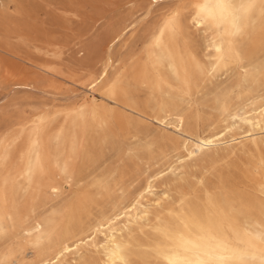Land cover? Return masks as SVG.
I'll list each match as a JSON object with an SVG mask.
<instances>
[{
    "label": "rangeland",
    "instance_id": "rangeland-1",
    "mask_svg": "<svg viewBox=\"0 0 264 264\" xmlns=\"http://www.w3.org/2000/svg\"><path fill=\"white\" fill-rule=\"evenodd\" d=\"M171 11L181 17L180 49L209 68L213 56L207 41L216 32L194 25L193 0H0V151L11 138L8 150L16 160L13 148L22 124L38 115L63 125L87 101L105 118L88 127L68 161L69 177L51 178L61 186L58 194L36 179L28 185L11 178L5 196L0 194V264H50L63 241L90 235L92 224L129 205L148 178L184 156V134L158 120L182 116L186 131H221L230 115L264 100V17L256 13L255 27L234 39L238 56L195 77L188 89L153 60L154 39ZM109 61L116 94L92 92L88 81ZM157 78L164 80L160 86ZM19 82L27 85H13ZM255 134L261 137L257 147L210 150L187 161L180 179L171 174L156 179L159 193L166 190L172 198L164 207L176 206L184 196L195 208L209 195L225 207L231 203L241 221L264 220L258 186L264 182V131ZM57 147L58 152L51 149L50 167L59 173L62 147ZM37 220L44 223L40 237L25 231ZM133 237V264H161L154 250L158 235L144 228ZM76 259L103 264V255L91 247ZM63 264H75L74 256Z\"/></svg>",
    "mask_w": 264,
    "mask_h": 264
},
{
    "label": "bare ground",
    "instance_id": "bare-ground-1",
    "mask_svg": "<svg viewBox=\"0 0 264 264\" xmlns=\"http://www.w3.org/2000/svg\"><path fill=\"white\" fill-rule=\"evenodd\" d=\"M199 2L201 0H193V5ZM233 2H237V0H233ZM256 13L260 15L259 10ZM255 14L243 35L251 27H255L257 20ZM195 19L194 13L193 22ZM195 25L213 28L216 32L207 41V49L212 51L213 56L207 69L197 64L188 51L180 49L177 42V31L175 33L169 31L165 24L153 42L154 63L165 67L175 81L188 89L195 77L218 71L227 57L238 56L239 53L235 40L221 35L222 29H217L204 20L197 21ZM161 30H163L162 34ZM122 33L123 31L121 36ZM157 38L159 42H157ZM115 39L111 40L109 44L113 43ZM217 48H220L221 51L217 52ZM112 63L109 61L97 76L106 82L105 87L110 84L109 70L112 68ZM163 82V79L157 78L156 84L160 86ZM13 85L26 86L27 84L19 82L13 83ZM166 85L168 84L166 83ZM88 86H90L89 83ZM90 89L92 92L104 91V89H93L91 86ZM115 94L114 91L111 95ZM87 104L85 101L75 109L73 114L68 116V122L63 125H56L55 119H51L52 117L50 118L48 115H38L26 120L22 124L18 143L13 148L17 154L16 160L15 156L11 157L10 150H8V147L12 146V140L11 138L6 139L0 151V194L5 196L13 177L22 178L28 185L32 183L33 179H36L37 184L45 183L48 189H56L55 192L52 191L55 194L61 191L59 183L52 181L51 178L56 177L57 174L60 177L64 176L63 167L68 164L70 158L76 154L86 139L88 127L102 125L105 121L99 111L89 108ZM158 122L162 126L171 125L175 130L184 134L182 149L185 155L178 157L176 163L167 168V172L163 171L148 178L129 205L117 213L103 216L102 219L92 224L90 235L82 239L63 241L56 255L50 260V264H63L68 256H74L75 264H79L76 256H80L82 250L88 247L103 255V264H133L130 257V248L134 245L133 233L137 229L143 232L144 228H149L159 236L155 240L154 250L156 257L161 260V264H167L165 256L179 254L191 257L192 252L185 251L182 247L186 242H191L188 244L189 248L192 245H199L201 252L207 249L214 255L225 257L223 264H240V261L236 259V256L240 254H245V259L249 264H259L261 255H264V243L261 242L258 235L264 231V220L245 218L244 221H241L234 212L231 203H227L225 207L221 203L222 200L209 195L205 196L201 206L195 208L184 196L175 201L176 206L164 207L162 202L167 203L172 198L166 190L159 193L156 179L165 174H171L175 179H180L181 170L187 161L195 160L210 150H228L244 146L246 143H252L257 147L261 137L255 132L264 131V100L260 102H257V99L253 100L246 105V108H243L241 113L230 115L221 131L212 130L208 133L186 131L184 130L185 119L182 116L166 117ZM236 130L241 131L234 133ZM209 141L211 144L206 147L205 145ZM58 145L62 147L58 154L62 164L60 172L56 173L54 168L50 167L53 165L51 149L58 152L60 150ZM30 163L38 165L34 167L31 177L28 175ZM199 183L204 184V179L201 178ZM258 186L264 196L261 191L264 188V182H260ZM164 212L167 213L166 217L161 216ZM43 228L44 223L37 220L32 229L25 231L30 233L31 230H35L37 236L40 237ZM105 237L109 239L106 240ZM76 245H80V247L77 248ZM115 245H119V249H116ZM105 246H107V251L115 252L111 258L105 255ZM144 264L148 263L145 261Z\"/></svg>",
    "mask_w": 264,
    "mask_h": 264
},
{
    "label": "snow or ice",
    "instance_id": "snow-or-ice-1",
    "mask_svg": "<svg viewBox=\"0 0 264 264\" xmlns=\"http://www.w3.org/2000/svg\"><path fill=\"white\" fill-rule=\"evenodd\" d=\"M195 12L194 25L199 20H204L210 23L217 29H222L221 35L228 37L230 40L241 37L245 30L249 27L253 15L259 10L261 17H264V0H201V2L193 5ZM139 17L138 19H142ZM181 23V17L179 12L171 11L168 15V19L165 21V27L169 31L175 33L179 30ZM163 30H161V34ZM157 42L159 39L157 38ZM217 52L221 51L220 48L216 49ZM89 85L93 89H104L106 95H111L115 91V85L109 84L105 87V81L101 77H93L88 81ZM211 142L209 141L205 146H209ZM264 165V161L261 162ZM38 165H33L30 163L28 175L31 177L33 175V169ZM63 173L65 178L69 177V166L65 164L63 167ZM53 192L56 189H52ZM264 193V188L261 189ZM258 238L264 243V231H262ZM108 240V237H105ZM191 242H186L182 247L185 251L192 252V256H181L179 254L172 256H165L164 259L167 264H223L225 257L214 255L213 252L207 249L201 252L199 245H192L191 248L188 244ZM77 248L80 245H76ZM105 255L111 258L115 252L107 251V246H105ZM116 249H119V245H115ZM63 255V253H61ZM236 259L240 261V264H249L245 259V254H240L236 256ZM259 264H264V255H261Z\"/></svg>",
    "mask_w": 264,
    "mask_h": 264
}]
</instances>
